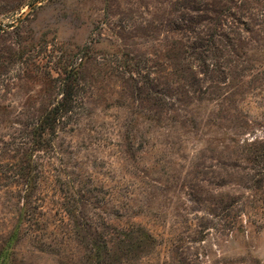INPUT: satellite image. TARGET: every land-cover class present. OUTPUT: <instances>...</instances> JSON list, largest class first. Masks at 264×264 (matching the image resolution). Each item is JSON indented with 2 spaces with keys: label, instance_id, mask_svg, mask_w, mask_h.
<instances>
[{
  "label": "rangeland",
  "instance_id": "obj_1",
  "mask_svg": "<svg viewBox=\"0 0 264 264\" xmlns=\"http://www.w3.org/2000/svg\"><path fill=\"white\" fill-rule=\"evenodd\" d=\"M0 264H264V0H0Z\"/></svg>",
  "mask_w": 264,
  "mask_h": 264
},
{
  "label": "trees",
  "instance_id": "obj_2",
  "mask_svg": "<svg viewBox=\"0 0 264 264\" xmlns=\"http://www.w3.org/2000/svg\"><path fill=\"white\" fill-rule=\"evenodd\" d=\"M70 103V95L63 94L62 101L52 111H50L42 121L37 124V131H39L41 136L48 131H54V126L57 121L55 120L56 117H51V115L56 116L65 112H70L72 109Z\"/></svg>",
  "mask_w": 264,
  "mask_h": 264
}]
</instances>
